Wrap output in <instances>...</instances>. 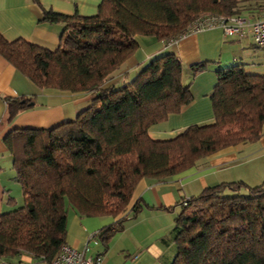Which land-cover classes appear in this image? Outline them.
Masks as SVG:
<instances>
[{
    "label": "trees",
    "instance_id": "16d2710c",
    "mask_svg": "<svg viewBox=\"0 0 264 264\" xmlns=\"http://www.w3.org/2000/svg\"><path fill=\"white\" fill-rule=\"evenodd\" d=\"M43 15L64 26L58 48L0 34V55L39 89L93 97L72 121L13 129L3 138L24 197L23 206L0 214L6 262L30 256L52 264L66 244L68 207L81 217L115 219L95 235L107 248L129 213L139 210L133 197L141 181H168L202 158L262 138L264 75L244 65L216 70L212 123L191 125L168 140L151 138L150 128L192 102L194 78L210 62L191 65L185 84L184 65L166 52L131 82L106 84L135 55L137 37L171 42L205 16L261 19L264 0H103L94 16ZM33 101L6 99L3 124L11 125ZM173 231L172 264H264V182L221 183L183 199Z\"/></svg>",
    "mask_w": 264,
    "mask_h": 264
},
{
    "label": "crops",
    "instance_id": "0c3cea01",
    "mask_svg": "<svg viewBox=\"0 0 264 264\" xmlns=\"http://www.w3.org/2000/svg\"><path fill=\"white\" fill-rule=\"evenodd\" d=\"M103 0H0V34L8 41L23 39L49 49L60 45L64 30L61 24L43 21L44 10L65 15L94 16ZM139 48L125 67L107 86L121 87L131 82L140 69L154 57L170 52L184 65L183 82L189 83L190 66L210 62L209 69L198 74L191 85L193 100L181 113L171 115L166 122L149 130L153 139L168 140L195 124H210L214 113L210 94L216 83L217 69L244 65L248 73L264 75V66L252 53L264 51L252 37L225 36L219 27L188 34L171 42H159L149 37H137ZM91 93L72 94L39 89L10 62L0 55V214L12 210L22 199L23 190L16 173L5 171L12 166V157L3 143L13 129L51 128L74 120L92 100ZM33 98V108L22 112L11 125L3 124L5 100ZM14 170V169H13ZM12 170V171H13ZM243 181L259 185L264 182V127L262 138L255 142L222 150L202 158L183 174L165 182L141 181L134 193L133 203L140 201L137 212L131 211L107 248L95 237L102 228L115 222L111 217H81L69 208L66 244L86 251L89 257H102V264H172L176 256V236L173 231L183 196H192L209 186ZM15 190L17 193L15 194ZM183 192V194H182ZM18 194L20 197H18ZM22 194V195H21ZM13 201H10L12 200ZM45 264L24 256L18 264ZM0 264H14L0 258ZM16 264V263H15Z\"/></svg>",
    "mask_w": 264,
    "mask_h": 264
},
{
    "label": "built area",
    "instance_id": "2783aa9c",
    "mask_svg": "<svg viewBox=\"0 0 264 264\" xmlns=\"http://www.w3.org/2000/svg\"><path fill=\"white\" fill-rule=\"evenodd\" d=\"M215 27L221 28L225 36L242 37L249 34L257 46L264 47V18L255 20L244 15L233 17L205 16L190 27V32H200ZM91 241H95V236H92ZM86 251H88V247L84 251H80L65 244L52 264H102V257H89L86 255Z\"/></svg>",
    "mask_w": 264,
    "mask_h": 264
},
{
    "label": "rangeland",
    "instance_id": "374dc122",
    "mask_svg": "<svg viewBox=\"0 0 264 264\" xmlns=\"http://www.w3.org/2000/svg\"><path fill=\"white\" fill-rule=\"evenodd\" d=\"M252 56H254V59H256V60H260V63L262 64V66H264V51H257L255 54L254 53H252ZM13 169L11 168V167H8L7 169H6V171H5V174L6 175H4L5 177H3V179L4 180H6L7 178H8V174L11 172V173H14L15 171L13 170ZM7 177V178H6ZM246 184H248V183H246ZM218 185V184H217ZM248 185H250V186H256V185H254V184H248ZM203 191V190H202ZM202 191H200V192H198V190H194V193L193 192H190V193H192V196H183L184 194H183V192H182V198L183 199H190L191 197H194V196H197V195H199ZM17 193V191L15 190V194ZM22 195V194H21ZM18 197H20V195L18 194ZM183 199L180 201V202H182L183 201ZM18 203L16 204V205H14V206H10V208H12V209H17L18 207H20V206H23L24 205V201L22 200V199H18V201H17ZM68 209H69V207H68ZM179 211L181 212V207H180V209H179ZM69 212H71V210L69 211ZM16 264H18V263H16ZM34 264H36V263H34ZM39 264V263H38Z\"/></svg>",
    "mask_w": 264,
    "mask_h": 264
},
{
    "label": "water",
    "instance_id": "95a60500",
    "mask_svg": "<svg viewBox=\"0 0 264 264\" xmlns=\"http://www.w3.org/2000/svg\"><path fill=\"white\" fill-rule=\"evenodd\" d=\"M23 103H25V101H23ZM30 105H31V106H33V105H34V103H33V102H31V103H30Z\"/></svg>",
    "mask_w": 264,
    "mask_h": 264
}]
</instances>
